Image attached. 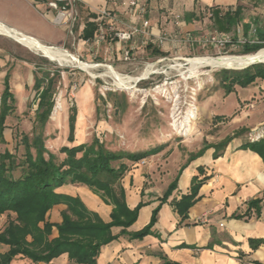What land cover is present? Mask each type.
Masks as SVG:
<instances>
[{"label": "rangeland", "instance_id": "1", "mask_svg": "<svg viewBox=\"0 0 264 264\" xmlns=\"http://www.w3.org/2000/svg\"><path fill=\"white\" fill-rule=\"evenodd\" d=\"M239 4L244 7V23L257 18L259 27L264 29V0H238L233 7ZM213 7L217 6L197 3L199 18L197 23L189 26L193 34L206 35L217 30L213 20H209L212 13L209 10ZM219 7L223 10L231 8ZM172 10L180 13L173 7ZM158 14L166 19L162 8ZM46 31L50 36H64L59 28L53 26L46 28ZM223 33L232 39V43L224 48L184 45L177 48L167 44L164 48L157 47L164 53L162 55H156L153 49L141 48L139 54H135V59L126 60L119 58L121 55H117L116 48L112 53L113 49L104 46V43L79 45L78 35L73 37L67 31L65 46L58 49L67 51L81 62L101 65L88 72L76 65L50 59L16 39L0 34V95L4 90L5 76L10 70L11 92L16 98V110L7 118L6 143L0 141V153L7 149L16 153L20 135L32 134L37 109L35 77H43L47 72L60 73L56 84L55 108L44 132L46 146L58 155L60 161L66 157L60 153L62 147L91 144L96 138L108 149L117 152L139 153L161 147L156 154L139 162H124L131 170L142 168L148 175L147 180L156 182L162 188L176 176L189 156L205 145H216L231 137L240 141L261 139L264 129L260 127L251 131L250 125L253 111L262 100L246 98L248 92L238 85L234 92L227 93L223 85V70L239 71L236 69L248 65L245 62L248 57L264 52V47L256 53L243 54L245 40H256L253 35L248 37L244 34L243 23ZM113 56L117 58L108 59ZM193 57L198 58L180 59ZM203 58L231 59L236 65L204 64ZM196 59L197 62L188 63ZM150 65L153 66L152 72L131 84L115 83L107 76L108 67L121 75L139 78ZM255 83L249 87H264V80L259 79ZM112 100L118 105H114ZM72 108L77 109L73 143L68 139ZM17 153L21 157L24 147L20 146ZM143 161L146 163L143 164ZM114 165L118 167L119 163ZM6 219L5 216L1 217L0 228H4Z\"/></svg>", "mask_w": 264, "mask_h": 264}, {"label": "crops", "instance_id": "2", "mask_svg": "<svg viewBox=\"0 0 264 264\" xmlns=\"http://www.w3.org/2000/svg\"><path fill=\"white\" fill-rule=\"evenodd\" d=\"M82 16L90 21L94 15L88 9L109 6L111 10L124 13L128 0H81ZM238 0H168L161 5L149 1L152 8L151 20L154 33L162 29L170 35L190 31L197 23V3L208 6L216 5L233 7ZM172 10V7L184 16V27L178 31L170 21L158 14L160 7ZM221 8V7H220ZM200 10H204L201 8ZM201 11V12H202ZM210 11V10H209ZM211 12V11H210ZM195 13L196 19L189 22L186 14ZM204 15H206L204 13ZM208 16V15H207ZM53 11L45 3L35 0H0V24L18 32L31 35L43 44L51 47H64L67 29L52 22ZM212 20V13L209 16ZM59 28L64 36H50L46 28ZM190 26V27H189ZM95 28L94 34L85 38L89 28ZM82 34L78 33L79 45H91L96 32L94 22H88ZM104 46L108 44L104 43ZM142 46L138 47L139 54ZM119 56V52L117 53ZM117 57H108L115 59ZM256 84V83H255ZM249 96L260 98L251 120V131L264 129V87L242 88ZM261 139L264 135H261ZM261 139H233L218 157L211 148L198 157L191 158L182 165L176 176L167 185L160 188L157 183L147 180L142 168L129 169L121 181L126 192V202L134 210L144 203L138 218L129 227L114 226L111 229L115 237L101 247L96 264H264V157L243 145ZM201 150V149H200ZM195 177L205 179L198 191L197 201L189 208L187 216L178 212L176 203L183 195L191 193ZM177 179V186L168 193L171 184ZM57 193L79 198L86 208L98 215L105 223L112 221V205L106 204L88 186L82 184L65 185ZM167 193L169 197H167ZM259 199L257 207L249 210V203ZM66 205H57L49 212L52 223L62 222V212ZM158 209L156 222L150 233L142 238L135 235L145 229L152 220L153 212ZM8 220L7 214L3 215ZM55 230L53 237H57ZM9 250L6 245L0 246V252ZM11 264H78L63 254L50 263H35L31 259L18 255Z\"/></svg>", "mask_w": 264, "mask_h": 264}, {"label": "trees", "instance_id": "3", "mask_svg": "<svg viewBox=\"0 0 264 264\" xmlns=\"http://www.w3.org/2000/svg\"><path fill=\"white\" fill-rule=\"evenodd\" d=\"M212 20L217 30L230 32L243 23L244 34L249 36L250 25H257V42L245 43L243 54L260 51L264 47V29L258 25V19L244 23V7L239 4L223 10L213 7ZM195 13L186 14L191 22L196 19ZM95 28H89L83 36L89 38ZM156 55L164 54L160 49L149 45ZM231 75V76H230ZM10 70L4 80V90L0 95V141L6 143L5 130L7 118L16 110V98L11 92ZM60 73H45L43 77L36 76L34 90L37 109L33 118L32 134L22 133L12 153L9 149L0 153V219L7 214L8 220L4 228H0V246L6 245L9 250L0 252V264H11L15 257L23 255L33 262L50 263L63 254L78 264H96L101 247L111 242L115 237L111 229L114 226L129 227L138 218L144 203L134 210L126 202V192L121 181L129 170L125 160L139 162L156 154L161 147L139 152L112 151L99 139L91 144H81L74 147L64 146L60 153L66 157L62 161L58 155L46 146L45 128L49 123L55 108L56 84ZM264 80V64H255L244 70H223L224 88L227 93L235 91V86L247 88L257 80ZM114 105H118L115 103ZM77 109H71L69 142L75 141ZM18 135L16 136V138ZM237 135H234L236 138ZM17 140V139H16ZM233 137L219 144L205 145L199 152L191 155L193 158L202 156L206 150L215 149V158L225 150ZM24 147V153L18 157V149ZM244 147L251 148L264 157V138L249 142ZM115 163H119L118 167ZM195 177L191 193L183 195L176 203L178 212L186 217L189 208L197 201L198 191L203 182ZM70 184L88 186L103 201L113 206L112 221L105 223L98 215L90 212L79 198L57 193L56 190ZM177 186V179L171 184L168 193ZM167 193V197L169 194ZM259 199L249 203V210L258 208ZM66 205L62 212V222L52 223L49 212L57 205ZM158 209L153 212L151 223L135 236L142 238L150 233L156 222ZM55 230L57 237H53ZM264 243L263 241H260Z\"/></svg>", "mask_w": 264, "mask_h": 264}, {"label": "built area", "instance_id": "4", "mask_svg": "<svg viewBox=\"0 0 264 264\" xmlns=\"http://www.w3.org/2000/svg\"><path fill=\"white\" fill-rule=\"evenodd\" d=\"M35 1L45 3L48 9L53 11V24L65 27L73 37L76 36L77 32L82 34L87 28L88 22H94L96 32L93 39L86 41L87 44L100 45L106 43L108 47H111V50L113 49L112 53L116 48L121 55L120 59H135L134 56L139 46L145 49H148L149 45L155 48H164L167 44H172L173 47L177 48L182 45L193 48L196 46L224 48L232 43L229 35L219 30L199 36L192 32L182 31L184 27L183 14L166 9L163 6L160 8L164 10L167 21H170L178 31L182 32L170 35L167 31L160 29L158 30L159 33H154L151 20L152 8L149 1H155L158 5H161L168 0H128L124 13L111 10L107 5L95 10L88 9L89 13L94 15L88 22L82 16L81 0ZM251 35L256 37V40L251 41L247 38L245 43L257 42V25L255 23L250 25L248 37ZM195 58L198 57L180 59ZM145 163L146 161H143V164Z\"/></svg>", "mask_w": 264, "mask_h": 264}, {"label": "bare ground", "instance_id": "5", "mask_svg": "<svg viewBox=\"0 0 264 264\" xmlns=\"http://www.w3.org/2000/svg\"><path fill=\"white\" fill-rule=\"evenodd\" d=\"M0 34L16 39L24 46L31 48L33 51L40 52L44 56L50 59L52 58V59L58 60L59 62L63 64L76 65L78 68L85 70L87 72L90 70H94L98 68L99 66H101V65H90V64L81 62L77 57L68 53L67 51H64V50H61L55 47L47 46L43 44L40 40H38L37 38L31 35H27V34L18 32L14 29L7 28L1 24H0ZM194 62H197V59L188 61V63H194ZM202 62L204 64L221 65V66H226V67H234V65H236V62L231 59L215 60L213 58H203ZM245 62L248 63V65H251L257 62L264 63V52L262 51L261 53H257L253 57H250V58L248 57V60H246ZM152 67L153 66L150 65V67L139 78L121 75L107 67L108 69L107 76H109L115 83L121 82V84H131V83H134L136 81L138 82L139 80L143 79L141 77H145L149 75L152 72Z\"/></svg>", "mask_w": 264, "mask_h": 264}, {"label": "water", "instance_id": "6", "mask_svg": "<svg viewBox=\"0 0 264 264\" xmlns=\"http://www.w3.org/2000/svg\"><path fill=\"white\" fill-rule=\"evenodd\" d=\"M258 63H261V62H258ZM258 63H253V64L248 65V66H246V67H244V68H242V69H236V70H244V69H246V68H248V67H250V66H252V65L258 64Z\"/></svg>", "mask_w": 264, "mask_h": 264}]
</instances>
